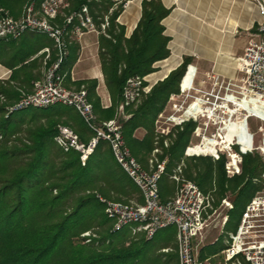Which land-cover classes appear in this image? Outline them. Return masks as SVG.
<instances>
[{"label": "trees", "instance_id": "16d2710c", "mask_svg": "<svg viewBox=\"0 0 264 264\" xmlns=\"http://www.w3.org/2000/svg\"><path fill=\"white\" fill-rule=\"evenodd\" d=\"M28 1L0 0V5L17 18ZM42 1L36 0L39 5ZM84 5L90 7L99 24L97 18L107 14L113 2L70 0L65 15ZM122 11L120 6L112 14L106 32L108 37L101 35L99 39V55L112 98L111 107H101L96 93L97 81L83 82L78 87H85L96 114L103 121L118 116L123 89L131 77L156 72L154 65L170 55V38L164 34L162 24L170 10L161 0L142 2V16L130 38H126L124 27L116 23ZM3 44L0 64L10 69L12 75L8 82L0 83V264H173L177 257V252L173 254V249L177 250L173 241L158 246L155 236L148 239L144 234L134 235L130 229L113 230L114 222L105 214L102 200L142 203V198L138 188L117 166L109 146L101 142L82 166L79 152H65L56 144L59 125L80 120L87 129L73 109L64 106L27 109L5 117L6 107L21 98L20 90L31 93L33 81L40 78L41 57H33L43 48H50V66L57 60V52L53 40L47 36L43 41L24 46L19 40ZM75 60L74 53L73 57L68 55L61 70L64 66L70 68ZM188 63L185 59L140 103L125 109L130 117L120 121L123 136L132 155L144 167L149 164L155 148V120L166 107L170 95L179 92ZM139 130L145 132L141 139L136 136ZM193 130V124H186L176 133L170 149L164 150L162 158L167 157L168 164L160 181L162 201L176 192L171 177L184 158ZM77 133L87 142L84 131ZM242 155V173L233 178L227 177L226 158L222 156L217 160L193 158L185 165L184 177L196 183L204 193L211 194L214 207L224 199H230L233 205L224 234L214 244L201 249L202 261H213L221 254L226 248L224 242L228 233L237 232L247 205L264 190L261 155L257 152ZM86 233L91 236L83 237ZM164 249H171L172 254L162 253Z\"/></svg>", "mask_w": 264, "mask_h": 264}, {"label": "built area", "instance_id": "2783aa9c", "mask_svg": "<svg viewBox=\"0 0 264 264\" xmlns=\"http://www.w3.org/2000/svg\"><path fill=\"white\" fill-rule=\"evenodd\" d=\"M135 1L142 3L144 0H112L109 12L97 18L99 24L88 5L65 15L70 0H43L38 7L36 0H29L18 19L0 5V43L20 40L26 33L42 34L53 40L57 52V60L50 66L51 49L47 47L40 52L46 66L42 78L33 82L31 93H22L16 103L6 107L4 115L7 118L23 110L55 106L73 109L91 133V138L86 143L81 142L72 129L60 127L56 144L65 152H79L81 164L85 166L99 144L106 143L117 166L138 188L142 198V203L102 200L105 214L114 222L113 230L130 229L134 235L144 234L152 239L160 230L174 227L179 264H212L210 259L200 260V252L208 242L210 231L224 229L228 215L223 211L232 210V203L224 199L214 207L213 196L184 177L183 160L171 177L178 186L175 197L162 201L160 181L168 164V158L162 156L168 148V136L164 138L156 133L152 158L145 169L127 146L122 124L117 118L100 120L84 87L69 89L65 86L66 76L61 72V66L69 53L70 35L77 39L86 34L108 37L106 32L112 14L120 6L124 11ZM245 1L257 8L262 21L256 33L251 35L244 54L236 60L239 78L227 79L211 70L205 81L197 83V69L189 66L181 78L179 92L171 94L168 99L170 113L161 112L157 119V122L163 119L180 129L186 124L194 125L193 132L199 134L200 139L187 148L186 156L207 157L193 154L192 149L213 140V154L208 157L214 160L220 156L226 158L228 178L241 175L243 153H253L258 148L264 163V0ZM61 18L62 23H59ZM192 67L194 76L187 84ZM150 76H134L126 82L117 117L127 120L125 109L150 94L158 84ZM1 99L5 101L4 97ZM252 119L258 123L255 132L250 130ZM257 135L260 136L258 146L255 143ZM168 139L171 141L170 137ZM90 236V233L83 235L85 238ZM225 245L221 252L224 264H264V190L247 205L237 232L229 235Z\"/></svg>", "mask_w": 264, "mask_h": 264}, {"label": "crops", "instance_id": "0c3cea01", "mask_svg": "<svg viewBox=\"0 0 264 264\" xmlns=\"http://www.w3.org/2000/svg\"><path fill=\"white\" fill-rule=\"evenodd\" d=\"M161 2L166 9L170 10V14L162 23L165 29L164 34L170 38L168 45L170 55L154 65L156 72L150 76L153 81H164L171 72L183 64L185 59L189 60V66L197 69V83L204 81L211 70L227 79L239 78L235 59L244 54L249 40L242 35L244 32L249 36L255 34L258 24L262 21L253 4L245 0H161ZM141 16L142 3L133 2L118 17L116 23L124 27L126 38L132 36ZM100 36L86 34L83 38L77 39L74 35H70L68 55L73 57L74 53L76 60L70 68L62 67L61 72L66 76L65 86L69 89H79V84L83 82L97 81L96 93L101 107L108 109L112 105V98L106 85L99 55ZM40 52L33 59L43 56ZM194 67L191 73L195 72ZM11 75L12 71L0 64V83L8 82ZM20 91L24 93L23 90ZM72 114L76 115L74 111ZM69 125L73 127L74 132L76 131L81 142L84 141L77 133L78 131H84L85 134L82 135L84 139H88L87 142L89 141L91 133L80 120L71 121ZM144 135L143 130L136 133L139 139ZM144 168L147 169L148 165ZM227 200L232 203L230 199ZM229 211L223 212L228 215ZM223 234L224 230L218 229V236L208 241L206 246L217 242ZM230 234L234 233L229 232L228 235ZM173 245L177 246L176 231L173 236ZM164 250H168V253L172 252L171 249ZM176 252L173 249V254ZM173 264H179L178 255L173 259Z\"/></svg>", "mask_w": 264, "mask_h": 264}, {"label": "rangeland", "instance_id": "374dc122", "mask_svg": "<svg viewBox=\"0 0 264 264\" xmlns=\"http://www.w3.org/2000/svg\"><path fill=\"white\" fill-rule=\"evenodd\" d=\"M135 2H139V1H135ZM36 5H37V7L39 6V4H37L36 3ZM25 6H26V4H25ZM25 6H23V8H22V10H21V14H22V12H23V10H24V8H25ZM21 14H20V16H21ZM20 16H18L17 17V19L20 17ZM246 32H244V34L242 35V36H246V37H248V39L250 40L251 39V36H249V35H246L245 34ZM237 35H239L238 33H237ZM245 38V37H244ZM46 39V35H42V34H34V33H26V34H24L22 37H21V39L19 40V43H21V46L23 45H29V44H32V43H34V42H37V41H43V40H45ZM247 39V38H246ZM262 39H264V36L262 37ZM249 40H248V42H249ZM0 46H4V44L2 43ZM41 57V61H40V72H41V75H40V77H42L43 76V74H44V72H45V70H46V66H45V64H44V61H43V59H44V56H40ZM43 57V58H42ZM242 57V56H241ZM238 58H240V57H238ZM238 58H236L235 59V62H236V60L238 59ZM189 67V65L187 66V68ZM237 67H238V64H237V62H236V71H237ZM187 68H186V70H187ZM186 72V71H185ZM237 73H238V71H237ZM239 74V73H238ZM205 81V80H204ZM159 83V82H158ZM145 97V96H144ZM143 97V98H144ZM170 104L168 103V104H166V107L164 108V110L163 111H161V112H164V111H166V112H164L165 114H169L170 113V106H169ZM136 107V106H135ZM160 112V113H161ZM159 113V114H160ZM125 116L126 117H130V115L129 114H125ZM159 116V115H158ZM158 116H157V119H158ZM125 117V118H126ZM117 118V120L120 122V121H124V120H126V119H124V118H120V117H116ZM157 119L155 120V123H154V127H155V133H157V134H159V136L161 135V136H163L164 138H166V136H168V137H172V140L170 141L169 139H168V137H167V141H168V148H166L165 150H169L170 149V147H171V145H172V142H174L175 141V137H176V133H178V131H181L182 129H180V127H177V126H174V125H172V124H169V123H165L164 121H163V119H159V122H157ZM250 130L252 131V132H255L256 131V129H257V126H258V123L254 120V119H252V120H250ZM60 127H70V129H72L73 130V127L72 126H70V125H59L58 126V131H59V128ZM183 127H185V125L183 126ZM74 131V130H73ZM164 134V135H163ZM199 134H195L194 132H192V134H191V137H190V141H189V143H188V146L186 147V149H185V152H186V150H187V148L191 145V144H195V143H198V141H199ZM162 140V139H161ZM259 142H260V136L259 135H257V138H256V140H255V143H256V146H258L259 145ZM194 149V148H193ZM185 152H184V158H183V161H184V163H185V165H187L189 162H191L192 161V159L193 158H199V157H190V156H186V154H185ZM254 152H257V153H259L260 154V151L258 150V148L254 151ZM248 153V152H247ZM223 157V156H222ZM150 158H152V156H150ZM211 158V157H210ZM213 159V158H212ZM214 160V159H213ZM177 188H178V186L176 185V192H177ZM176 192H175V194L173 195V197H175V195H176ZM173 197H171V198H173ZM171 198H169V199H171ZM168 199V200H169ZM125 230H127V229H125ZM124 230V231H125ZM174 234H175V228L174 227H169V228H166V229H162V230H160L156 235H155V240H154V242L156 243V245H158V246H160V245H162V244H171V242L173 241V236H174ZM218 236V229H214V230H212V231H210V234H209V236H208V240L207 241H210V240H213V239H215L216 237ZM162 253H164V254H172L171 253V251L168 253V252H165L164 250H162L161 251ZM212 264H224V262H223V259H222V256H221V254L220 255H218L217 257H215L214 259H213V261H212Z\"/></svg>", "mask_w": 264, "mask_h": 264}, {"label": "bare ground", "instance_id": "6f19581e", "mask_svg": "<svg viewBox=\"0 0 264 264\" xmlns=\"http://www.w3.org/2000/svg\"><path fill=\"white\" fill-rule=\"evenodd\" d=\"M194 76V72L189 74L188 78H187V84L191 82L192 78ZM215 142L212 141H208L205 143L204 146H198L197 148L192 149V153L198 156H212V152H213V144Z\"/></svg>", "mask_w": 264, "mask_h": 264}]
</instances>
